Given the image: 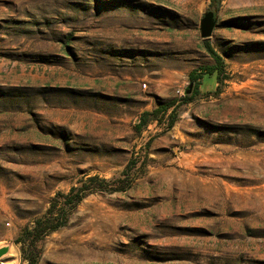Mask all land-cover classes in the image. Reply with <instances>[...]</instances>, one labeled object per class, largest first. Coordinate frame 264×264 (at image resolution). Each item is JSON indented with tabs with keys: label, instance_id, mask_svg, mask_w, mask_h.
Segmentation results:
<instances>
[{
	"label": "rangeland",
	"instance_id": "rangeland-1",
	"mask_svg": "<svg viewBox=\"0 0 264 264\" xmlns=\"http://www.w3.org/2000/svg\"><path fill=\"white\" fill-rule=\"evenodd\" d=\"M84 183L39 264H264V0H0V264Z\"/></svg>",
	"mask_w": 264,
	"mask_h": 264
},
{
	"label": "trees",
	"instance_id": "trees-1",
	"mask_svg": "<svg viewBox=\"0 0 264 264\" xmlns=\"http://www.w3.org/2000/svg\"><path fill=\"white\" fill-rule=\"evenodd\" d=\"M224 0H211V6L219 9ZM207 50L210 53V56L216 62L213 66H205L201 68L199 71L195 70L190 74L191 80L193 82H198L203 79L206 75H215L217 74L219 80H222L220 77L221 67L223 69L224 61L223 58L211 47V45L206 43ZM197 95L199 92L197 91ZM186 103L193 99V97L186 98ZM176 105V102H170L168 104L160 106L154 112H146L144 116H142V121L139 125L140 130L147 126L150 121H158L159 115L166 113L172 109ZM176 122V119L173 117L169 121V128L173 127ZM91 182L99 181L98 177L89 178ZM102 183H107L105 179L101 181ZM89 186L87 183H84L80 187H73L68 194H61V207L58 208L59 205L58 199L54 200L51 208L48 212L34 221L32 225L26 226L20 236L17 238L16 243L21 246L23 259L28 262V264H39L40 252L38 249V243L45 238L47 235L65 227L69 221V216L71 212L77 208L83 200L90 193ZM100 189H104L100 186ZM112 191V190H111ZM63 201V202H62Z\"/></svg>",
	"mask_w": 264,
	"mask_h": 264
},
{
	"label": "water",
	"instance_id": "water-1",
	"mask_svg": "<svg viewBox=\"0 0 264 264\" xmlns=\"http://www.w3.org/2000/svg\"><path fill=\"white\" fill-rule=\"evenodd\" d=\"M217 26V17L215 12L209 11L205 14L201 21V36L203 39H210L213 36ZM194 88V83H191L186 93L191 94ZM6 249H0V259L5 255Z\"/></svg>",
	"mask_w": 264,
	"mask_h": 264
}]
</instances>
